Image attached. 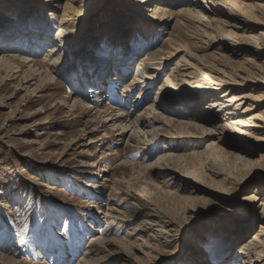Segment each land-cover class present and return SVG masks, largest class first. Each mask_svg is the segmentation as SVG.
I'll return each mask as SVG.
<instances>
[{"label": "rangeland", "instance_id": "obj_1", "mask_svg": "<svg viewBox=\"0 0 264 264\" xmlns=\"http://www.w3.org/2000/svg\"><path fill=\"white\" fill-rule=\"evenodd\" d=\"M86 1L88 2L86 5L80 1L79 5L75 4L72 7L76 15L74 18L76 22L72 23L76 28L65 31L61 38L57 39L58 29L62 25L61 9L68 5V0H32L27 12L25 10V13L21 14L24 17L19 15V11L26 7L23 0H0V12H7L4 16L0 14L1 21L5 18V21L8 19L13 25L24 23L28 29L36 30L37 35H41L40 39L43 38L47 42L43 49L33 52L11 49L14 47L6 49L5 46L0 50V60L8 53L21 54L19 59L22 62H17L15 68L23 67L15 77L0 72V257H4V260L0 258V264H66L64 261L66 258L59 257L62 251L66 255L69 251L73 256L68 264H78L91 245L90 237L96 234L104 237L107 226H114L113 230L116 232L119 225L123 224L125 226L120 228L121 232L116 235V239L127 238L131 243L138 242V245H142L141 251L132 248L133 245L128 247L118 243V247L110 248V252L102 250L100 257L105 256V260L99 264H233L243 244L260 230V223L258 218H254L253 211L257 210L258 205L264 200L263 188L258 187L259 184H264V160H261V156H264V147H259L254 154L241 155L246 164L241 162L237 167L234 159H231L232 155H223L221 161L213 164L214 161L211 160L201 167L197 157L189 155L203 152L206 144L216 139L212 135L202 134L200 129H191L193 136L167 137L168 128L163 126L162 133L165 136L159 137L148 146L146 140H141L144 138L142 136L130 140L129 135L125 137L119 135L118 129L111 128L106 132L99 120L92 121V118L96 117V109L92 107L86 110L79 107L77 111H72L73 99L82 98L79 89L80 91L84 89L83 86L76 84L81 76L92 70L85 64L94 66L95 71L102 70L100 62L89 63L81 56L86 54L94 56L98 53L95 54V50L90 47L99 48V53H102L99 59L101 62L107 61L110 55L106 52L108 48L106 37L113 29V19L120 12L129 14L128 17L120 15L122 19L114 31L115 36L120 37L121 31L127 28L134 29L130 24L137 22L136 18L142 16L146 18L155 0L145 5L141 3L142 0ZM186 2L177 3L174 7L178 8ZM142 7L145 8L142 10ZM105 15H110L112 21L109 19L106 23L98 24ZM178 20L176 18L169 21L161 32L153 35L154 40H148L145 36L144 40L136 41L133 30L124 33V38L132 37L127 43L133 50H138L137 55L131 60V64L129 63L130 70L117 86V90L116 85L107 86L105 94L112 96L114 93L116 99L103 96L104 103L101 102L99 105H105L106 101L110 100L115 101L114 106L122 105L124 98L120 93L124 85L133 80L140 61L145 59L147 54L155 53L164 47L168 33L175 35L179 33V40L186 46L185 50L189 54L199 56V60L204 63L218 61L225 65L220 66L222 69L228 72L231 70L235 76L244 75L240 69L242 66H248V59L256 63L264 62V56L259 58L248 50L238 51L240 42L237 40L236 43L232 38L225 37L223 42L228 48H221L222 41L220 43L216 41L219 36L215 33L208 36L209 39L201 35L202 46L197 49L194 43L199 41L191 35L195 25H190L188 33L187 26L184 30L178 24ZM46 21H49L48 27ZM245 21L248 25L259 27L258 32H264V20ZM101 27L104 29L100 30ZM221 29L227 31L229 28ZM42 31H46L44 33L47 36L42 34ZM236 32L240 35L245 33L244 30ZM61 39L70 44L69 46L62 44L63 50L58 54L63 55L57 54L55 56L58 57L57 64L49 66L45 58L50 60L54 57H47L49 55L47 50ZM212 43L215 45L210 46ZM68 48L71 49L69 52L65 50ZM74 49L77 52L70 53ZM184 55L183 51L176 57L164 61L162 65L156 62L149 65L161 68L159 71H152L153 74L158 72L159 77L153 83L149 98L143 101L139 109L132 108L131 113L136 115L140 113L138 110L152 105L159 85ZM29 57L37 61L34 62L36 68L48 70L42 75L44 87L41 91L34 92L37 83L40 84L37 80L28 84L24 81V76L30 71L29 65L23 61ZM186 59L191 63H197L188 56ZM48 76L53 78L51 82L47 80ZM110 80L112 79L108 82ZM250 83L256 85L257 81L253 79ZM84 90L85 94L96 99L90 87L87 86ZM140 91L139 87L129 96L132 100H137ZM166 96L168 93L165 92L162 99ZM168 98L176 101L170 93ZM96 100H88L87 103H93L96 107ZM159 102L160 100L157 103ZM203 104L193 106L195 114H198L197 110ZM177 107L175 106L172 112H167L158 108L155 103L157 116L161 122H166L168 118L175 124L190 122L204 127L205 121L197 119L191 122L193 120L178 115L179 113H176L179 109L178 104ZM218 115L216 124L219 125L223 122V117ZM150 116L153 117L154 114L146 116L149 123L153 120ZM151 129L146 128L145 131ZM165 145L168 147L166 152H173L182 158L176 162L177 165L175 163L179 174L187 175L185 172L196 170L204 175L203 178L196 180L191 176L189 179L181 177L177 181H168L169 178L163 175L164 170L149 169L148 167L164 153ZM227 151L231 152L228 149ZM103 154H106L107 159H102ZM251 170L252 175L244 181H252L250 183L242 181ZM215 171L224 174L218 176L215 175ZM224 175H229L227 181H224ZM110 180L119 181L118 191L112 189L113 182L110 183ZM225 183L226 186H223ZM257 187L259 191L255 190ZM253 196L257 199L253 200ZM124 198H127V204L143 205L145 210L142 214L136 215L135 212L128 214L125 217L129 220L127 225L125 222L122 224L120 219L117 220L118 223L109 225L108 217L105 216L110 212L108 209L111 208L114 215L115 210L122 211L119 210V206ZM202 211L211 213L203 215ZM252 212L253 214H249ZM213 221L228 222V226L242 228L245 232L242 234L244 237L237 241L230 252L223 249V237L220 234L222 230L218 229V225L213 227L211 225ZM154 230L167 231L159 234L161 242L151 238L154 236ZM147 242L157 245L155 251L152 252L145 247Z\"/></svg>", "mask_w": 264, "mask_h": 264}, {"label": "bare ground", "instance_id": "obj_2", "mask_svg": "<svg viewBox=\"0 0 264 264\" xmlns=\"http://www.w3.org/2000/svg\"><path fill=\"white\" fill-rule=\"evenodd\" d=\"M23 1L25 2L26 7L19 11L20 17H24L21 16V14L25 13V10L27 12L28 5L32 2V0ZM80 1L85 5L88 3L86 0H68V5H66L64 9H61L63 11V14L61 16L62 25L60 24L61 26L58 29L59 32L57 39H60L61 35L65 31L76 28L73 27L72 23L75 21L74 18L76 16L74 13L75 11H72L74 10L72 7L75 4L79 5ZM149 1L151 2V0H142L141 3H144L143 5H145ZM260 1L263 0H189L187 2L185 0H155L154 6H152L148 10V14L145 16L146 18H143V16L136 18L138 19V21L132 22L130 24L134 27V29L127 28L126 30L120 32V37H117L115 36L116 33H114V31L116 30L117 26H119V22L122 19L120 18V15L127 17L129 16L127 12H120L117 17L113 19V29L110 33H108L109 35H107L106 37L108 38V40L106 41L108 45L106 52H108L110 58H107L108 60L105 62H101L99 56L101 57L102 53H99V48L95 49L92 47L90 48L95 50V54L98 53L99 55L96 54L93 56L92 54H86L85 56H81L83 58H86L87 62L89 61V63H94L95 61H97L102 65V70L95 71L94 66L85 64V66H89V68L91 67L92 70L91 72L86 73L84 76H81L80 81L76 84L80 85L81 87L83 86L84 89L87 88V86L90 87L91 92L96 96L97 100L95 99V97L93 98L85 94L86 92L84 89L83 91H80L77 86V88L79 89V94L82 95V98L75 97V99H73V105L71 107L72 111H77L79 107H82L83 110L92 107L96 109V117L92 118V121L99 120L100 124L102 123V127L106 129V132L111 128L113 130L118 129V131H120L119 135H121L122 137L129 135L130 140H132V138H139L140 136H142L144 138L141 140H146L149 143L147 144L148 146L152 144L156 139H159V137L162 138V136H165L162 133V130L164 129L163 126H167L168 128V130L166 129L168 132L167 137H183V135L193 136L190 130L200 129V132L202 134L212 135L216 139V141L207 143L206 148L203 152H194L192 153V155H189L197 157L201 167L210 163L211 160L214 161L213 164L217 163V161H221V159L224 158L222 157L223 155H232L233 158L231 157V159H234L233 161H235L236 164L235 167H237L238 163L240 165L241 162L243 164H246L244 157H242L241 155L254 154L259 147H264V62L256 63L253 61V63L252 59H248V62L246 61L248 66H242V69H240V71L243 72L244 75L235 76L233 72L231 73V70L230 72H228L226 71V69H222V67L220 66L225 65H222V63L220 64L218 61L204 63L199 60V56L189 54L188 51L185 50L186 46H183L179 40V33H176V35L173 33H168V37L165 38L164 47L158 49L156 51L157 53L155 52L147 54V57L140 61L138 71L133 80L130 83L124 85L122 92L120 93V95L124 98L122 105L118 104L114 106L113 104L116 103L115 101L110 102L111 100L106 101L105 105H99V103H104L103 96L105 98H111L112 100L114 98L116 99L117 96L114 93L112 96L109 94H105L107 86L116 85L115 89L117 90V86H119L121 82L126 78L127 72L130 70L129 63L137 55L136 51L138 50H133V48H130L127 43L132 37L124 38V33H127L129 30L134 31L136 41L138 39L144 40L145 36H147L148 40H154L153 35H156L157 32H161L163 27L169 24V21L177 18L179 19L178 24L182 26L181 28L185 30L187 26L188 33L190 32V25H195V27L193 28L194 31L191 33V35L193 37H196L195 39L199 41V43H194L197 49H199L198 47L202 46H200L201 35L202 37L204 36L206 38L215 33L219 36L217 37L216 41L218 43L222 41L221 48L223 49L228 48L227 44L223 42V39L227 37L228 39L232 38V40L236 41V43L237 40L240 42H238L240 44L237 47L238 51L248 50L249 52L258 55L259 58L264 56V32H258L259 27L248 25L245 21L246 19H255L258 21L264 20V1ZM184 2L186 3L179 6L178 8L174 7V5H176L177 3ZM60 8L56 9L60 10ZM144 8L145 7H142L141 9L143 10ZM0 14L4 16L5 14H7V12L1 11ZM110 15L103 16L98 24L108 22L110 19ZM3 19L2 21L0 20V28H4V30H0V50L4 49L5 46L6 49L7 47H14L11 49L33 52L34 50L37 51L39 49H43V47L47 45V42H45L43 38L40 39L41 35H37L36 30L28 29L24 23L13 25L9 23L10 20L6 19L8 21L7 22L5 21V18ZM155 20L162 22L158 23V21ZM110 21L112 20L110 19ZM46 25L47 27L49 26V21H46ZM222 27L229 29L227 31H224L221 29ZM103 29L104 27H101L100 30ZM234 30H244L245 33L243 35H240ZM44 32L46 33V31ZM44 32L42 31V34ZM64 40L66 39L64 38ZM64 40H57L56 43L52 41L54 44L47 50L49 52V55H47V57L52 56L54 58L50 60L49 58H45V62L48 63L49 66L57 64L58 57L55 58V56H57L59 52H62V44L69 46L70 42ZM213 45L215 44L212 43L210 46ZM65 50H68L69 52L71 49L68 48ZM183 51L185 52V55L176 62L171 71L168 72L167 76H165L164 81L159 85L156 97L152 105H149L143 110H138V112L140 113L136 115L134 113H131L130 111H132L133 109H139L142 106L143 101H146L149 98V93L150 91H152V86L154 85L153 83L156 82L159 77L158 72L153 74L152 71H159L161 70V68L150 67L149 65H152V62H156V64L159 63V65H162L164 61L176 57V55ZM75 52L77 51H75L74 49L73 52L70 53L74 54ZM58 55L60 56L61 54ZM186 56L196 60L197 63H191L190 60L186 59ZM19 57H21V54L18 53H8L6 54V56H3V58L0 60V72L3 71L4 73H6V75L8 74L11 75V77H15V75L21 72L22 66H18L15 68V64L17 62H22ZM221 57L223 56L221 55ZM23 62H26L25 64L29 65L30 71L24 76L25 83L28 84L31 81L37 80V82H40V84L37 83L34 92L41 91L44 87V81H42L44 78L42 75L48 70H44V68H36V63L34 62L37 61L30 57ZM188 78H190L191 80H189ZM52 79L53 78L50 76L47 77V80L50 82L52 81ZM109 79H112L109 81L110 84L108 82ZM253 79L257 81L256 85L250 83ZM106 82H108V84H106ZM139 87L141 91L137 96V100H132L129 95H131V93ZM94 89L96 91H93ZM165 92L168 93V96L169 93L170 95L174 96L176 101L178 102L172 100L171 98H168V96H166L165 99H162V95L165 94ZM85 98L87 99L86 101L84 100ZM88 100H96V107L93 106V103H89V105L87 103ZM159 100L160 102L157 103ZM155 103L158 108L167 112H170L173 108H175V106L177 107L178 104L179 109L176 111V113H179L178 115H182L193 120L191 122H194V120L197 119L205 121V125L204 127H202L190 122H179L178 124H175L174 122H172V119L168 118H166V122H161L159 120L160 117L157 116L158 111L155 109ZM198 103L204 104L199 108V110H197L198 114H195L193 106H195V104L198 105ZM129 108H131V110ZM153 114V117L150 116L153 120L151 121V123H149V120H147L146 116ZM218 114L222 115L223 117V122L219 125L216 124L217 120L219 119ZM159 123H163V125H158ZM146 128L152 129L145 131ZM148 135H150L151 138H149L150 136L147 137ZM167 149L168 147L165 145L164 153L157 159L154 164L148 167L149 169L160 168L164 170L165 172H163V175H165L164 177L169 178L168 181H177L178 178L181 177H188V179L189 177H193V179L195 178L196 180H201L203 178L204 175L202 176V174L198 173L199 171L196 172V170L195 172L189 171L190 173L185 172V174L187 175L179 174L180 171L176 167V162L180 161L182 158L180 157V155L173 154V152H166ZM227 149L231 150V152L227 151ZM232 151L235 153H232ZM102 159H107L106 154H103ZM261 160H264V156H261ZM105 163L106 162H104V164ZM252 172L253 170L248 172L247 175L242 178V181L250 177V175H252ZM223 174L221 171H215V175L223 176ZM228 176L224 175V181L228 180ZM236 177L237 175H235V178ZM105 180L109 181V179L107 178H105ZM250 181L248 180L244 182L250 183ZM111 182H113L112 189L114 191H118L119 181L110 180V183ZM223 186H226V183ZM94 187L97 189L99 188V186ZM258 187H262V191L264 192V184H259ZM258 187L255 189L256 191H259ZM198 189L201 188L198 187ZM262 196H264V194H262ZM256 199L257 197L253 196V200ZM124 204H127V198H124L119 206V210L121 209L122 211L118 212V210H115V215L114 212H112L111 208L108 209L110 212H107L105 216L108 217L109 225L118 223L117 220L119 219L122 221V224L125 222L127 225V221L129 220H126L125 217H127L128 214H130L131 212H135L136 215L138 213L142 214L145 210L143 205L137 206L128 203L126 206H124ZM253 212L249 214H253L254 218L256 219L258 218V221L260 223V230L259 232L253 234V238L243 244L240 252L235 257L233 264H264V200L258 205V209L254 210ZM205 213L211 212L202 211L201 214L204 215ZM149 217H151V214ZM250 220L251 218L249 219V221ZM221 222L222 221L214 223L213 221L211 222V225L213 227L218 225V229L221 228L220 230H222L223 232L220 233L221 237H223L222 247L223 249H225V251L230 252L231 249L234 248L237 241H239L241 237H244L243 235L245 234V232L242 231V228L239 229L234 226H228V222ZM124 226L125 224L119 225V230H116V232L113 230L114 226H107L108 228L105 232L104 237L99 234L90 237L91 245L86 250L87 252H84L85 255L80 258L78 264H99L101 261L105 260V256L100 257L102 250H107L106 252H110V248L116 246L118 247V243L121 245H126L128 247H131L133 245L132 248L141 251L142 245H138V242L131 243L129 239L127 240V238H125V240L116 239V235L118 233L120 234L121 232L120 228ZM162 232L163 231L161 230H154V236L150 237L154 241L157 242L158 240L159 242V237ZM166 232L167 231H164L163 233ZM96 246L99 247L95 248ZM145 247L153 252L155 251L157 245H151L149 242H147L145 243ZM111 254L113 253L111 252ZM51 255H53V253ZM61 256L62 258L65 257L67 259L64 260L66 264L70 263V261L73 259V256L69 251L67 255L62 251V254L59 257ZM0 258L4 260L3 256H1ZM11 261L14 262V260Z\"/></svg>", "mask_w": 264, "mask_h": 264}]
</instances>
